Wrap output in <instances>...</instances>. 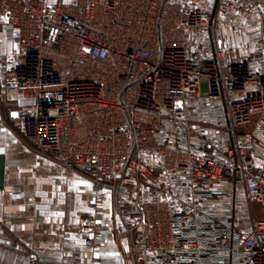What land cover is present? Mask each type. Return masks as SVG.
Wrapping results in <instances>:
<instances>
[{"label": "built area", "instance_id": "1", "mask_svg": "<svg viewBox=\"0 0 264 264\" xmlns=\"http://www.w3.org/2000/svg\"><path fill=\"white\" fill-rule=\"evenodd\" d=\"M246 33L256 66L226 58ZM1 35L6 121L92 178L87 247L110 192L131 264H264V219L245 227L238 197L264 207L244 130L264 117V0H0Z\"/></svg>", "mask_w": 264, "mask_h": 264}, {"label": "crops", "instance_id": "2", "mask_svg": "<svg viewBox=\"0 0 264 264\" xmlns=\"http://www.w3.org/2000/svg\"><path fill=\"white\" fill-rule=\"evenodd\" d=\"M14 48V42L1 35L0 155L5 157V183L0 188V264H131L130 234L118 215L116 195L106 193L100 202L111 230L94 248L87 247L77 224L93 213L91 176L35 149L24 140L18 122L6 121L8 108L17 103L5 100L2 56ZM252 138L249 153L263 164L257 149L264 153V147ZM238 197L245 227L251 215L264 219L254 209L260 205L249 206L241 188ZM76 251L81 258L74 263L70 258Z\"/></svg>", "mask_w": 264, "mask_h": 264}, {"label": "rangeland", "instance_id": "3", "mask_svg": "<svg viewBox=\"0 0 264 264\" xmlns=\"http://www.w3.org/2000/svg\"><path fill=\"white\" fill-rule=\"evenodd\" d=\"M229 33H233L231 28H229ZM224 44L227 46L230 44L228 38L224 40ZM255 48L256 45L250 36L247 33L242 34L241 38L239 37V45L235 49L227 51L226 58L232 61L249 60L256 66ZM244 130L254 136L255 144L257 146L260 145L264 147V117L261 115L255 116L252 123L246 126ZM258 134L260 135L258 136ZM256 135L259 137L258 139L256 138ZM254 209L264 215L263 207L255 206Z\"/></svg>", "mask_w": 264, "mask_h": 264}, {"label": "water", "instance_id": "4", "mask_svg": "<svg viewBox=\"0 0 264 264\" xmlns=\"http://www.w3.org/2000/svg\"><path fill=\"white\" fill-rule=\"evenodd\" d=\"M5 183V157L0 155V188L4 187Z\"/></svg>", "mask_w": 264, "mask_h": 264}, {"label": "trees", "instance_id": "5", "mask_svg": "<svg viewBox=\"0 0 264 264\" xmlns=\"http://www.w3.org/2000/svg\"><path fill=\"white\" fill-rule=\"evenodd\" d=\"M73 168H76V169H81V168H79V167H77V166H74ZM81 170H83V169H81Z\"/></svg>", "mask_w": 264, "mask_h": 264}]
</instances>
